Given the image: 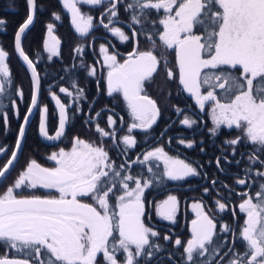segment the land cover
<instances>
[{
  "label": "snow or ice",
  "instance_id": "obj_1",
  "mask_svg": "<svg viewBox=\"0 0 264 264\" xmlns=\"http://www.w3.org/2000/svg\"><path fill=\"white\" fill-rule=\"evenodd\" d=\"M102 3L103 0H62L63 7L71 13L72 25L81 35L88 34L94 25L93 17L83 13L78 5ZM119 3L120 0H110V7L106 9L108 23L104 24L103 20L100 23L121 41H128L137 32L133 30L130 37L122 27L114 26L120 22ZM25 4L27 16L15 31L14 49L31 72V100L18 125L14 146L11 149L0 146V154L6 157L0 166V185L7 180L17 160L34 111L39 113V134L49 141L60 140L70 123L68 105L51 92L59 115L55 135L49 134V108L39 105L40 75L23 44L40 5L38 0H25ZM123 10L130 13L129 27L141 25L142 28L149 24L152 10L163 11L158 21H150L152 31L146 33L151 45L148 49L141 50L137 42L121 61L119 53H109L104 44L100 45L103 63L108 68L107 93L109 96L121 94L132 117L128 132L151 129L161 117V108L148 95L146 85L154 83L163 70L167 80L178 76L179 85L195 98L202 110L206 102H212L214 127L209 129L212 135L218 133L221 125L239 129L241 135L225 143L236 146L250 142L254 150L249 161L264 166L261 159L264 156V0H130ZM52 15L55 20L61 19L58 13ZM6 23V19L0 18V26ZM53 29L54 24L48 23L47 34L53 43L50 45L45 40V47L52 55H59V40L53 35ZM154 35H158L159 44ZM169 50L174 53L171 67ZM9 55L0 46V94H6V87L13 84L7 63ZM88 73L94 76L96 68H88ZM59 91L72 96L76 102L86 99L82 88H76L75 94L65 87ZM15 94L21 99L24 97L22 88H17ZM11 104L15 116L20 118L19 106L14 100ZM176 112L184 115V110L178 107ZM100 115L96 113L97 117ZM107 123L111 127L116 120L109 115ZM9 124V115L5 112L3 125L7 128ZM180 124L191 128L196 121L184 115ZM96 131L115 142L114 129L106 131L97 123ZM121 140L126 146L124 151L137 144L132 135H124ZM178 143L188 148L194 145L192 140L180 139ZM232 152L235 155L237 149L233 147ZM47 159L55 166L44 167L31 159L13 183L0 193V247L14 249L22 256H0V264H140L138 258L152 257L161 249L153 240L160 233L146 223L145 190L154 183L163 185L166 180L182 181L200 174L194 162L171 156L163 147H156L143 154V159L133 161L148 166L150 179L125 174V165L117 166L102 143L80 136L72 138L70 149L59 148ZM221 159L228 158L217 157V167ZM156 161L163 162L162 172L153 171L154 167L159 168ZM249 172L251 167L246 168L245 174ZM257 175L260 177L258 190L254 194H239L242 197L239 209L245 214L239 237L245 242V251L230 248L219 257L223 264H264V172L257 171ZM236 184L247 185L248 181L239 178ZM40 189L49 190V194L36 195ZM26 190H32V194H20ZM208 191L204 189L205 193ZM192 207L196 219L191 222V238L174 240L177 250L183 249L182 264H218L216 257L222 239L219 232L228 233L232 229L224 224L218 231L215 218L205 211L202 203L196 202ZM216 207L224 212L229 205L217 200ZM178 209V197L170 194L156 205V214L175 223ZM163 240L170 241L172 237L164 235Z\"/></svg>",
  "mask_w": 264,
  "mask_h": 264
},
{
  "label": "flooded vegetation",
  "instance_id": "obj_2",
  "mask_svg": "<svg viewBox=\"0 0 264 264\" xmlns=\"http://www.w3.org/2000/svg\"><path fill=\"white\" fill-rule=\"evenodd\" d=\"M58 2L60 9L67 16L71 31L77 36L79 43L77 47L81 49V51H79L77 56L70 61L69 65L71 66L69 69L62 72L60 71V73H56L55 66H52V56H56L55 64L63 61V63H65L68 58L65 56L62 58V54L52 55L49 52L51 59H49L50 55L44 56L45 60L43 63L47 62V65L45 68L43 67V69L39 65L40 59H44L41 55L35 54L30 58L36 64L38 73L41 71V75L45 74L44 78L40 77L41 92L39 105L41 107L47 105L49 108V134L55 135L58 127L59 115V109L50 95L51 92H55L60 100L68 105L70 123L66 125L65 135L61 137L60 140L49 141L39 134V113L38 111H34L28 125L30 126L34 122L35 128L32 127L33 141L29 143L31 146L26 143L24 153L21 156L19 153L16 160L18 162L15 161L8 175L9 179H12L11 174H17L18 171H22L27 162L31 159H35L44 167H54V162L48 160L47 157L52 152L58 151L59 148L63 147L65 149H70L72 138L75 136H80L82 139L97 144L102 143L117 166L121 164L125 165V174H131L133 176L141 175L143 179H150L152 174L147 171L148 166L133 163V161H136L137 158L143 159V154L156 147H163L171 156H178L180 159H186L189 163L194 162V165L198 167L200 174L186 177L182 181L166 180L163 185H156L154 183L149 189L145 190L146 223L160 233V237L153 238V240L161 245V249L160 251L155 252L152 257L138 258L140 264H182L180 253L183 249L180 248L177 250L174 245V240L177 237L184 241L191 238V222L196 219V213L192 205L196 202L202 203L205 207V211L215 218L218 231L224 224L229 225L232 229V231L228 233L219 232L222 239L221 249L216 257L218 264H223L219 257L224 253H228L230 248L234 251L243 253L245 251V242L239 237V229L244 223L245 214L239 209V204L242 202V197L239 194L244 192L254 194L255 191L258 190L260 177L257 175V171L264 172V166H261L258 162L252 164L249 161L248 157L254 150L250 142L236 146H230L225 143L227 140L240 136V130L236 128L230 129L226 125H221L218 133L212 135L209 132V129L214 127L211 115L212 102H206L205 107L202 110L196 103L195 98H193L188 92L184 91L182 86L179 85L178 76L175 80H167L163 70H161L155 77L154 83L150 86L146 85L148 95L157 101L162 112L161 117L151 129H133V131L129 133L128 126L133 121L123 96L119 93H114L109 96L107 93L106 78L108 68L103 63V54L100 51V45L104 44L108 48L109 53H119L120 55L118 59L121 61L126 57L127 53L131 52L137 46V42L141 50L148 49L151 45L146 39V33L152 31L150 21H158L163 16V13H152L149 17V24L144 25L143 28L141 25H132V27H129L130 13H126L123 10L124 5L129 1L120 0V3L118 4L120 22L114 26L122 27L125 33L130 37H132L133 30L137 32V35L130 40L121 41L119 37L104 28L103 24L100 23L101 20H103L104 24L108 23L109 14L106 9L110 7V0H103L101 5H78L83 13L93 17L94 27L85 35H81L75 30V27L73 28L71 26L69 15L66 13L61 0H58ZM160 12L163 11L161 10ZM155 17H157V19ZM159 27L160 30H162V26ZM44 35H46L43 40L44 47L45 40H48L51 45L53 41L48 37L47 27ZM53 35L59 40L58 47H60L61 37L58 34V31L53 29ZM153 38L156 40L157 44L160 43L158 35H154ZM69 46L70 45H66L64 49L67 50ZM169 53L168 59L171 62L169 67H171L174 63V53H171V50H169ZM82 63L84 67H81ZM90 67L96 68V74L94 76L89 75L88 73V68ZM74 84L76 87L73 86ZM21 85L20 83H17L16 89H23V99L16 94L13 99L19 106L21 112L18 125L21 122L22 116L26 112L29 103L32 90L31 79L28 98L27 85L22 83ZM60 87L68 88L73 94H75L76 88H82L86 99H80L76 102L72 96L61 93L59 91ZM217 94L218 97L222 96L219 91ZM1 99L2 96L0 94V100ZM177 107L183 109L184 115L191 117L196 121V124L191 128L180 124V120L184 118V115L177 114ZM77 108H79L80 111H77ZM5 112L4 108H0V122H3V113ZM12 112L14 114V108H12ZM97 112L101 113L99 117L96 116ZM109 115L113 116V119L116 120V124L111 127H109L107 123ZM14 119H18L15 114ZM97 123L106 131L115 130V142L111 138L100 136L96 131ZM18 125L16 128V134L18 131ZM3 132L4 130L1 129L0 135H2ZM124 135L134 136L137 141L136 146L124 151L126 146L121 140ZM15 137L13 140L14 143ZM180 139L194 141L193 147L188 148L185 144H179L178 141ZM11 140L12 139H9L8 143L11 142ZM24 142L22 143L21 149L23 148ZM233 147L237 149L235 155H233L232 152ZM8 155H10V152ZM3 156V154H0V166H2L6 160L3 161ZM223 156H227V161L221 159V164L217 167L216 158ZM261 159L264 160V156H261ZM236 161H240V163L237 164ZM154 163L158 164L159 168L157 169L154 167L153 171L162 172L163 162L156 161ZM248 167H251V172L246 175L245 170ZM13 178L16 177L14 176ZM239 178L246 179L248 184H236V180ZM213 181H215V184H213ZM205 188L209 189L207 193L204 192ZM4 189L5 188H0V193H2ZM20 194L29 195L32 194V190H26L20 192ZM48 194L49 190L40 189L36 195ZM52 194L55 193L53 192ZM170 194L176 195L179 199V209L175 223L164 220L156 214V205L166 199ZM117 195H119V193H117ZM217 200L227 203L229 207L224 212H220L216 207ZM164 235L171 236L172 240H163ZM14 251L16 250L0 247V256L7 255L9 258H22L17 253L15 254Z\"/></svg>",
  "mask_w": 264,
  "mask_h": 264
},
{
  "label": "trees",
  "instance_id": "obj_3",
  "mask_svg": "<svg viewBox=\"0 0 264 264\" xmlns=\"http://www.w3.org/2000/svg\"><path fill=\"white\" fill-rule=\"evenodd\" d=\"M130 2V0H128ZM38 4L40 5L37 9L36 16L33 24L26 32V36L24 39V49L25 52L29 55V57H33L35 54L41 55L44 59H40V67L45 68L47 62L44 56H49V51L44 47V32L48 23H54V29L58 31L60 35V43L61 46L59 48V54H62L64 58L67 57L65 63L58 62L55 64V57L52 56V66H55L56 73H60V71H65L69 69L71 65H69L70 61L74 59L79 53L76 51L79 45L77 36L71 31L66 14L60 9V5L58 0H38ZM58 13L61 17L60 20H55L52 13ZM157 12L156 10H152V13ZM163 13V12H158ZM27 15V7L25 4V0H0V18L6 19L7 23L5 25L0 26V46H3L6 51L9 52V58L7 63L9 64L10 72L12 74L13 84L11 87H6V94H1L2 99L0 100V108H4L5 111L9 115L10 124L7 128L4 127L3 122H0V130L3 129L4 132L0 135V146L7 145L8 147L12 144L15 134L16 128L18 125V120L14 119V114L12 112V104L11 101L15 98V89L17 87V83H21L27 85V98L29 94V84L30 78L27 73L25 66L19 60L13 48V34L18 27V25L24 20ZM157 19V17H155ZM66 45H70L67 50L64 49ZM76 46V47H75ZM43 53V54H42ZM51 56V55H50ZM61 56V55H60ZM41 71H39L40 74ZM43 73V72H42ZM41 78L45 77V74H40ZM22 87V85H21ZM24 106V105H23ZM21 113V112H20ZM35 128L34 122L30 126H28V130L25 137V142L23 144V148L21 149L20 156L24 153V148L26 143H31L33 128ZM13 135V138H12ZM12 139L11 142L8 143V140ZM31 146V144H29ZM10 152V151H9ZM9 154V153H8ZM19 156V157H20ZM6 159V158H5ZM18 162V161H16ZM1 186V185H0ZM15 254L17 253L14 251ZM21 256L20 253H17ZM22 257V256H21Z\"/></svg>",
  "mask_w": 264,
  "mask_h": 264
},
{
  "label": "water",
  "instance_id": "obj_4",
  "mask_svg": "<svg viewBox=\"0 0 264 264\" xmlns=\"http://www.w3.org/2000/svg\"><path fill=\"white\" fill-rule=\"evenodd\" d=\"M61 2H62V0H61ZM63 5V4H62ZM65 9V8H64ZM65 11L69 14V21H70V23H71V13L70 12H68V10L67 9H65ZM27 16V15H26ZM26 18V17H25ZM23 22V21H22ZM21 22V23H22ZM19 26V25H18ZM71 26L74 28V26L72 25V23H71ZM16 30H18V27L16 28ZM15 30V31H16ZM14 35H15V32H14ZM13 48H14V36H13ZM14 51H15V49H14ZM15 53H16V55L18 56V58L20 59V61L24 64V66L26 67V69H27V71H28V73H29V76H30V79H31V72H30V70L27 68V64H26V62L25 61H23V59L19 56V54L15 51ZM31 83H32V81H31ZM32 91V90H31ZM30 100H31V95H30V99H29V103H28V105L30 104ZM28 107V106H27ZM27 110V109H26ZM19 155V154H18ZM15 163V162H14Z\"/></svg>",
  "mask_w": 264,
  "mask_h": 264
},
{
  "label": "rangeland",
  "instance_id": "obj_5",
  "mask_svg": "<svg viewBox=\"0 0 264 264\" xmlns=\"http://www.w3.org/2000/svg\"><path fill=\"white\" fill-rule=\"evenodd\" d=\"M48 25V24H47ZM47 27V26H46ZM13 145H14V141L12 142V144L8 147L9 149H11L12 147H13ZM9 153V152H8ZM3 161L5 160V156H3ZM19 172L20 171H18V173L17 174H11V176H12V179L10 178L9 179V176H8V178H7V180L0 186V188H6L7 186H9L11 183H13V181L16 179V178H13L14 176L15 177H17L18 176V174H19ZM39 191V190H38ZM38 191H36L35 192V194H37V192Z\"/></svg>",
  "mask_w": 264,
  "mask_h": 264
}]
</instances>
